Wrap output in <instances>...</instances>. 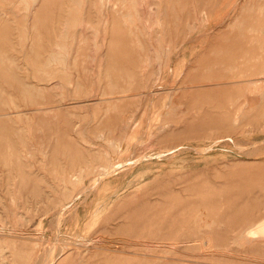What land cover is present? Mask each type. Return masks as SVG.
<instances>
[{
    "label": "rangeland",
    "instance_id": "obj_1",
    "mask_svg": "<svg viewBox=\"0 0 264 264\" xmlns=\"http://www.w3.org/2000/svg\"><path fill=\"white\" fill-rule=\"evenodd\" d=\"M262 221L264 0H0V264H264Z\"/></svg>",
    "mask_w": 264,
    "mask_h": 264
},
{
    "label": "bare ground",
    "instance_id": "obj_2",
    "mask_svg": "<svg viewBox=\"0 0 264 264\" xmlns=\"http://www.w3.org/2000/svg\"><path fill=\"white\" fill-rule=\"evenodd\" d=\"M103 172H107V171H103ZM106 174V173H105ZM98 181V180H97ZM247 234L249 236H263L264 235V221H262L261 223H259L258 225L256 224V226H253L248 232ZM258 236V237H259ZM257 238V237H256ZM251 240V239H250ZM54 259H50L49 261H46V264H53ZM57 261V260H56Z\"/></svg>",
    "mask_w": 264,
    "mask_h": 264
}]
</instances>
